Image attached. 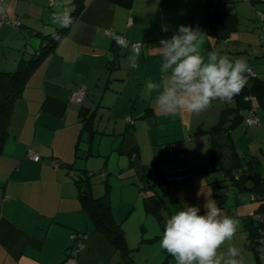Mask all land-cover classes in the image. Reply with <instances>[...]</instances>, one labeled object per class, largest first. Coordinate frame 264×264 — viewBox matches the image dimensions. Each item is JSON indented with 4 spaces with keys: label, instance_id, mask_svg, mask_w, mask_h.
Instances as JSON below:
<instances>
[{
    "label": "crops",
    "instance_id": "crops-1",
    "mask_svg": "<svg viewBox=\"0 0 264 264\" xmlns=\"http://www.w3.org/2000/svg\"><path fill=\"white\" fill-rule=\"evenodd\" d=\"M73 1L2 3L7 18L17 20L20 26L0 27V73L14 72L21 59L47 43L46 35L59 30L64 33L29 70L7 117L0 145V264H122L119 252L94 231L91 218L81 207L75 180L77 174L91 173L90 158L106 155L100 152L103 139L112 140L106 149L127 158V151L134 146L140 163L143 148L138 136L143 130L155 163L158 167L162 163L166 170L162 176L166 189L159 194L153 185L162 201L163 218L167 220L184 205L198 206L203 214V206L211 198L224 215L237 221L233 239L219 252L226 255L228 248L234 247L239 250L236 259L240 264H264V254L257 262L246 246L248 231L256 224V210L264 199L238 190L229 180L221 183V192L216 191L210 183L220 179L208 182L198 165L204 156L208 160L210 147L208 134L200 129L214 125L224 108L235 106L234 99L232 106L214 101L199 115H170L156 108L155 94L146 90L148 81L163 79L155 46L170 38L179 25L198 28L204 34L205 56L210 51L235 54L230 58L247 61L250 72L246 74L264 80V20L260 18L264 0H223L225 12L236 14L239 25L218 43L206 34L201 0ZM77 5L78 13L72 15ZM64 11L72 19L68 27L52 22L54 13ZM117 35L125 38L128 48L114 47ZM131 43L140 44L137 69L131 67ZM79 86L85 88V98L77 105L70 102V95ZM250 102L252 109L241 112L242 120L230 131L243 173L250 177L247 186L264 178V108L254 98ZM127 117L132 120L130 127ZM249 117H255L258 125H247ZM89 118L90 126L86 124ZM186 138L184 148L173 156L181 159L180 163H174L162 146ZM94 143L98 146L95 150ZM28 150L39 155V162L28 158ZM127 165L130 167L129 158ZM227 182L233 190L226 197ZM236 191L247 192L249 197H237ZM147 194L139 190L135 198ZM137 202L133 201L134 208ZM112 216L126 235L125 220L114 211ZM72 235L84 237L73 240ZM78 241L82 248H77ZM126 244L136 248L129 246L127 239ZM171 259L168 264H176L174 257ZM133 261L136 264L134 254Z\"/></svg>",
    "mask_w": 264,
    "mask_h": 264
},
{
    "label": "clouds",
    "instance_id": "clouds-1",
    "mask_svg": "<svg viewBox=\"0 0 264 264\" xmlns=\"http://www.w3.org/2000/svg\"><path fill=\"white\" fill-rule=\"evenodd\" d=\"M4 12L0 7V14ZM52 22L68 27L72 19L64 11L54 13ZM203 35L198 28L179 25L170 38L161 39L155 46L163 79L148 81L146 90L155 94V105L160 112L199 115L214 101L231 103L245 86L247 61L232 59L217 51L205 56ZM114 39L119 47H129L124 37L117 35ZM129 58L131 67L139 68V51L134 49ZM203 207V214L198 206L188 205L172 214L165 222L160 247L174 257L176 264H240L236 259L238 249L229 247L226 255L219 252L233 239L237 221L224 215L211 198Z\"/></svg>",
    "mask_w": 264,
    "mask_h": 264
},
{
    "label": "trees",
    "instance_id": "trees-1",
    "mask_svg": "<svg viewBox=\"0 0 264 264\" xmlns=\"http://www.w3.org/2000/svg\"><path fill=\"white\" fill-rule=\"evenodd\" d=\"M80 0H74V3H79ZM203 10V21L206 34L214 42L226 40L232 31L237 30L239 18L236 14L226 13L224 10L223 0H201ZM78 5L72 15L78 13ZM64 31L59 30L45 36L47 43L40 47L37 53L29 55V57L21 59L16 70L12 73H0V145L5 135V125L8 114L10 113L11 103L19 94L24 83V79L33 65L44 54L50 52L58 40L63 36ZM117 43L114 44V47ZM113 64V63H112ZM249 73V72H248ZM246 84L241 92L233 99L235 106L224 108L219 120L202 132L207 133L210 140L208 151V160L205 173L221 172L223 177L218 181H212L210 184L218 192H221L223 186L221 183L229 180L231 185L235 186L240 191H247L254 195L258 200L264 199V178H258L252 181L250 186L247 182L250 177L243 173L241 158L238 156L233 142L231 140L230 131L236 127L242 120L243 111L252 109L251 98L256 99L260 107L264 108V80L252 77L246 74ZM151 114V109L147 110ZM131 120V119H130ZM90 118L87 123L90 126ZM128 127L132 125L127 122ZM130 167L134 168L140 176L141 181L147 182L145 166L139 163L137 150L130 148L128 151ZM94 173L77 174L75 183L79 189V200L81 207L91 218L94 226V231H97L104 237L111 246L119 252L122 264H134L133 249L128 248L125 240L124 230L120 223H117L112 216L110 200L107 194L108 183L105 193L101 196H93L91 189V177ZM145 189V190H144ZM140 191L148 192L143 198L144 210L148 214H152L158 221L162 234L166 220L161 214L162 201L155 191V187L148 182L140 188ZM264 204H260L256 210V224L248 231L247 248L253 253L255 260L258 262L261 255L264 254ZM83 235H77L76 240H82ZM160 237V236H159ZM82 245L81 242L78 241ZM77 243V244H78ZM83 246V245H82ZM161 264H167L165 259Z\"/></svg>",
    "mask_w": 264,
    "mask_h": 264
},
{
    "label": "rangeland",
    "instance_id": "rangeland-1",
    "mask_svg": "<svg viewBox=\"0 0 264 264\" xmlns=\"http://www.w3.org/2000/svg\"><path fill=\"white\" fill-rule=\"evenodd\" d=\"M227 56L230 58L231 56H235V54L233 55L230 54ZM224 105L225 103H223V106ZM226 105L232 106L233 100L231 103H226ZM255 109L258 112L262 111L259 109L258 106H256ZM135 121H137V119ZM240 128L242 129V127H239L238 129ZM146 136L147 135L145 134L144 130L143 133L139 134L138 136L139 141L143 148L142 156L140 157V163L145 166L147 182L159 188L158 193L160 194L161 190L166 189V186L164 185L162 178L163 172H166V170L165 168H163L162 163H160V167H158L159 165H157V162L155 163L154 156L151 154L148 148L149 140ZM111 141L112 140L103 139L100 143L101 154L107 152L105 156L90 158V161H92L91 173H94L93 176L91 177L92 194L93 196H97V197L104 194L106 190V185L104 184V181L107 180L109 186L107 189V194L110 200L111 209L112 211L115 212L116 216H118L120 219L122 218V220H125L124 222L125 223L124 228L126 230L125 240L127 239L129 246H133V248L136 247L133 252L134 260L136 264H161L165 259L167 260V264H168V261L172 262L171 261L172 256L171 255L169 256L167 251L160 247V240L162 238L160 225L153 215H149L144 212L142 208L143 207L142 198L144 197V195L138 196V200L135 198V196L138 195V191L140 190V187L146 185L147 182L140 181L139 175L136 173L134 168L131 169L130 167H128L127 156L119 155L117 153H113L112 151H110V149H106V147L108 148V144L112 143ZM242 146L244 147V145ZM97 147H98L97 144L94 143V150L97 149ZM158 148H161V146H159ZM166 153L167 154L165 155L168 156L169 154L167 151ZM96 159L98 161H101L100 163L103 165V168L102 166L98 165V161H96ZM202 160L203 162L199 161L198 165L199 168L201 169V172L204 173L207 167V163H206L207 157L204 156ZM101 168L103 169L102 172H101L102 170ZM195 169L196 167L191 168V172L193 176L196 175ZM133 173L135 174L133 175ZM205 176L208 182L209 180L212 181V180L222 179L223 177L221 172H212L206 174ZM132 181H136V183L140 185L136 186L135 184H132ZM225 188L226 190L224 196L226 197L230 196L229 194H231L230 192L233 190V188L228 182ZM144 192L145 191H142V193ZM235 193L237 197H245V198L249 197V193L247 192L236 191ZM133 201L134 202L138 201L135 208L132 205ZM144 226L146 228V233L144 230L145 229ZM148 238H152V241H148ZM116 258L117 256L114 257L113 261H116ZM173 261L176 263L175 259H173Z\"/></svg>",
    "mask_w": 264,
    "mask_h": 264
},
{
    "label": "built area",
    "instance_id": "built-area-1",
    "mask_svg": "<svg viewBox=\"0 0 264 264\" xmlns=\"http://www.w3.org/2000/svg\"><path fill=\"white\" fill-rule=\"evenodd\" d=\"M3 0H0V7L3 8ZM261 20H264V15H261L260 16ZM4 24H10L12 25L14 28H19L20 24L17 20L15 21H10L5 12L3 14H0V27ZM139 46L140 44L139 43H131V47L132 49H136L138 50L139 49ZM250 72V71H248ZM85 98V88L83 86H79L77 87L70 95V102L73 103V104H81L83 102ZM252 99V98H251ZM126 121L127 122H131L130 118L127 117L126 118ZM246 124L247 125H251V126H257L258 125V120L255 118V117H249L245 120ZM187 142V138L186 139H183L182 141H176V142H172V143H167V144H164L162 147L165 151L168 152L169 156L172 158V161L174 163H180V160L179 158H173V156L179 151L181 150L182 148H184L185 144ZM27 156L29 159H31L32 161L34 162H39L40 160V157L39 155H37L36 153H34L33 151L31 150H28L27 151ZM255 218H258V216L255 215ZM71 239L73 240H76L77 239V236L76 235H72L70 237ZM83 246L81 244H77V248H82Z\"/></svg>",
    "mask_w": 264,
    "mask_h": 264
}]
</instances>
